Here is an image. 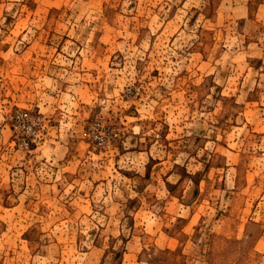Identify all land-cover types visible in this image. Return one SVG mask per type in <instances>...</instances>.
Here are the masks:
<instances>
[{"label":"rangeland","instance_id":"obj_1","mask_svg":"<svg viewBox=\"0 0 264 264\" xmlns=\"http://www.w3.org/2000/svg\"><path fill=\"white\" fill-rule=\"evenodd\" d=\"M0 264H264V0H0Z\"/></svg>","mask_w":264,"mask_h":264},{"label":"built area","instance_id":"obj_2","mask_svg":"<svg viewBox=\"0 0 264 264\" xmlns=\"http://www.w3.org/2000/svg\"><path fill=\"white\" fill-rule=\"evenodd\" d=\"M16 120L18 122V126H22V128H26V132H30L33 134V126H32V123H30L29 121V118H28V114L26 112L24 113H19L16 115ZM91 132L89 131H84V134L90 138L91 135H90ZM95 137H97V135H95Z\"/></svg>","mask_w":264,"mask_h":264}]
</instances>
